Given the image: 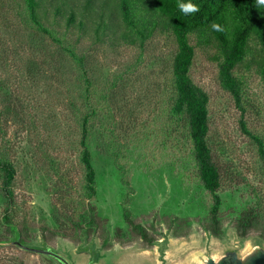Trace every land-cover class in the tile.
<instances>
[{
    "label": "rangeland",
    "instance_id": "obj_1",
    "mask_svg": "<svg viewBox=\"0 0 264 264\" xmlns=\"http://www.w3.org/2000/svg\"><path fill=\"white\" fill-rule=\"evenodd\" d=\"M55 31L76 45V33L64 27ZM39 37L24 0H0V155L17 169L13 219L28 222L29 248L49 249L69 264H203L227 251L245 255L249 242L264 248V219L247 238L238 235L234 222L237 213L256 201L264 210L258 147L241 130V113L220 84L214 51L197 47L191 77L210 96L211 145L231 173L221 192L223 232L217 237L206 230L211 198L198 185L191 144L175 128L165 136L172 123L170 68L177 47L173 37L161 33L142 55L136 47L117 49L87 38L77 42L99 88L96 97L106 96L116 105L107 130L99 122L93 125L90 143L98 175L94 204L99 228L80 239L72 238L74 231L54 237L49 230L56 229L54 211L77 216L84 184L80 131L70 107L80 81L74 74H56L63 71L54 58L42 65L43 76L30 70L31 44ZM45 41L47 52L56 55L57 46ZM236 73L247 83L248 128L264 141V77L256 67L248 71L241 66ZM2 217L0 195V264H61L18 246L8 237ZM133 222L155 242L133 234Z\"/></svg>",
    "mask_w": 264,
    "mask_h": 264
},
{
    "label": "trees",
    "instance_id": "obj_2",
    "mask_svg": "<svg viewBox=\"0 0 264 264\" xmlns=\"http://www.w3.org/2000/svg\"><path fill=\"white\" fill-rule=\"evenodd\" d=\"M189 2L198 5L200 11L185 15L178 4ZM24 3L30 22L41 36L31 44L28 60L30 70L43 76L42 65H46L48 57L49 61L54 58L63 71L57 70L56 74H74L80 81L73 90L77 92L70 107L80 131L79 159L85 171L84 184L77 216L61 214L57 209L54 211L56 229H49L54 237H69V232L74 231L75 235L71 237L75 240L84 233L90 236L99 228L98 208L94 204L98 196V175L90 143L93 125L99 122L103 125L102 130H107V125L113 119V106L116 105L106 96L96 97L99 88L94 85L96 81L87 70L90 64L88 58L76 50L77 42L87 38L94 44L117 49L136 47L142 55L146 52L147 44L158 33L173 37L177 47L170 68L172 123L165 136L170 137L171 128H175L188 138L198 185L211 198L204 225L208 232L219 237L223 232L221 192L231 173L219 162L213 151L210 96L193 81L191 70L197 47L214 51L212 60L218 63L220 84L233 97L241 113V130L256 143L264 167V141L248 128L245 119L247 83L244 77L236 73L241 66H245L248 71L256 67V72L264 77V4L259 3V0H24ZM213 22L220 24L223 31H212L210 25ZM61 27L76 33V45L57 35L55 29ZM44 37L57 46L56 55L47 52L46 41L42 43ZM194 38L196 44L192 43ZM104 115L107 119L103 118ZM117 164L120 166V163ZM54 172L59 173L58 170ZM16 177L17 169L13 161L6 155H0L2 220L8 237L28 247V222L21 225L13 219ZM181 180H184L183 174ZM126 215L130 218L128 213ZM263 219L262 204L256 201L236 214L235 229L241 238H247L252 230L262 225ZM184 222H187V218ZM131 224L133 234L137 233L146 242H155L145 228L135 222ZM42 230L48 231L44 227Z\"/></svg>",
    "mask_w": 264,
    "mask_h": 264
},
{
    "label": "water",
    "instance_id": "obj_3",
    "mask_svg": "<svg viewBox=\"0 0 264 264\" xmlns=\"http://www.w3.org/2000/svg\"><path fill=\"white\" fill-rule=\"evenodd\" d=\"M18 246L24 250L31 251L34 253H41L48 256H51L58 260L61 264H69L62 256L54 253L53 251L46 249H33L22 245L19 242H15ZM259 250L253 253L247 260H242L241 255L237 251H227L219 259L208 258L203 262V264H264V248L262 246H256ZM246 255V254H245Z\"/></svg>",
    "mask_w": 264,
    "mask_h": 264
},
{
    "label": "clouds",
    "instance_id": "obj_4",
    "mask_svg": "<svg viewBox=\"0 0 264 264\" xmlns=\"http://www.w3.org/2000/svg\"><path fill=\"white\" fill-rule=\"evenodd\" d=\"M259 3L264 4V0H259ZM178 7L180 8V10L185 15H189V14L196 13V12H199L200 11L198 5L193 4L191 2H189V3H179L178 4ZM210 27H211L212 31H215V32L223 31V28L221 27V25L218 24V23H216V22H213L210 25ZM247 248L250 249V250H246L247 254L246 255H242L240 257L242 260H247L248 257H250L257 250H259L258 247H253L252 244H251V242H249ZM222 259H223V257H222Z\"/></svg>",
    "mask_w": 264,
    "mask_h": 264
}]
</instances>
